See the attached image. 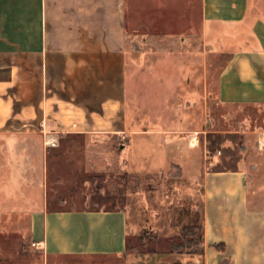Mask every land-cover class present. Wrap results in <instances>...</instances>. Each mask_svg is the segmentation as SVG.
Wrapping results in <instances>:
<instances>
[{
  "label": "crops",
  "instance_id": "crops-1",
  "mask_svg": "<svg viewBox=\"0 0 264 264\" xmlns=\"http://www.w3.org/2000/svg\"><path fill=\"white\" fill-rule=\"evenodd\" d=\"M129 2L0 0V171L30 175L21 188L28 201L24 236L57 262L264 264V129L233 133L248 138L226 159L239 158L234 167L208 158L206 137L207 52L224 60L210 99L264 114V0H196L188 78L178 85L171 74L149 75L156 99L148 103L132 100L127 76L130 60L146 52L129 40ZM139 110L151 115V125L138 119ZM74 145L84 147L92 171H111L113 163L127 175L171 178L176 199L197 217L200 251L175 245L190 240L187 225L166 224L158 202L140 219L128 207L48 210L47 153ZM148 223L153 234L144 239ZM130 240L169 248L129 250Z\"/></svg>",
  "mask_w": 264,
  "mask_h": 264
},
{
  "label": "rangeland",
  "instance_id": "rangeland-1",
  "mask_svg": "<svg viewBox=\"0 0 264 264\" xmlns=\"http://www.w3.org/2000/svg\"><path fill=\"white\" fill-rule=\"evenodd\" d=\"M195 3L196 0H132L128 3L129 40L134 42L135 50L144 46L146 51L140 55L138 62L130 60L128 65L127 76L136 90L132 94V100L148 103V100L156 99L155 93H152V89L145 81L149 75L171 74L179 81L181 80L178 85L183 84L182 81L188 78L191 67L188 66L185 54L193 52L186 43L192 41L190 29L196 21V12L193 7ZM159 47L169 48L175 56H166L167 53L157 51L156 48ZM150 52H154V58L147 57V53ZM223 61L218 56L207 52V151L208 158L215 160V163L224 167H234L240 164L239 158L226 159L229 155L236 156L244 147L245 139L248 138L242 134L233 133L248 129H264V114L251 108L237 111L218 107L210 99L209 95L215 90L216 77ZM135 76L141 80L138 85L134 84ZM165 85L170 86L168 82ZM137 113L138 119L149 123L151 115L140 110ZM227 138L234 139L235 145L231 146L232 149L227 146L228 140H225ZM83 149L81 145H74L72 150L70 147H60L56 152L47 153L44 178L46 187L43 197L48 210L128 207L132 214L140 219L145 213L150 216L154 205L158 202L161 207L160 215L163 214L166 224L170 221L171 225L174 223L187 225L183 232L185 236L190 233V236L188 235L190 240L185 239L182 242L179 238L175 245H182L183 250L187 249L191 252L200 251V229L194 224L197 222V217L190 212V209H186L185 200L176 199L177 195L173 192L171 178L151 179L133 174L127 175L120 172L113 163L107 166V169L111 171L106 170L104 166L92 171L87 167L89 163L82 154ZM135 159L136 157L132 160L134 164ZM4 164H7L6 158ZM141 165L145 166L146 162L144 161ZM28 179H30L29 173L22 175L19 170L15 173L12 170L11 174L5 169L0 171V264H86L80 260L65 259L57 262L53 258H47L42 250L26 239L24 233L28 216L23 213V207L28 201L21 192V188ZM149 223L143 224L141 228L144 239L153 234ZM157 243L165 246L164 249L169 248L168 243L151 241L145 245L142 242L130 240L128 249L150 250L157 246ZM100 262L97 264H103L102 261Z\"/></svg>",
  "mask_w": 264,
  "mask_h": 264
},
{
  "label": "bare ground",
  "instance_id": "bare-ground-1",
  "mask_svg": "<svg viewBox=\"0 0 264 264\" xmlns=\"http://www.w3.org/2000/svg\"><path fill=\"white\" fill-rule=\"evenodd\" d=\"M191 143H195L194 139L191 140ZM260 145H264V135H262L261 140H260Z\"/></svg>",
  "mask_w": 264,
  "mask_h": 264
}]
</instances>
